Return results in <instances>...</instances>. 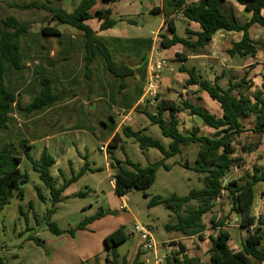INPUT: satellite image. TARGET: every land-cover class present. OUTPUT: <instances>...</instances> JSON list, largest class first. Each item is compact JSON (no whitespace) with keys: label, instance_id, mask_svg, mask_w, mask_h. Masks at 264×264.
<instances>
[{"label":"rangeland","instance_id":"1","mask_svg":"<svg viewBox=\"0 0 264 264\" xmlns=\"http://www.w3.org/2000/svg\"><path fill=\"white\" fill-rule=\"evenodd\" d=\"M31 1L33 0H0V19L13 16L19 21L26 22L29 27L21 39L25 68L21 73L11 75L9 83L12 86H18L16 96L21 107L28 105L37 95L38 80L41 77L51 80L52 90L59 93L62 99L42 112L25 115L23 112L14 111L7 128L0 131V142L17 145L19 139H25L32 145L27 152L34 161L39 160L41 151L46 148L55 160V165L50 169V175L57 188L72 175H77L84 164L87 163L91 171H86L78 177L60 195V201L53 204L49 190L39 179L38 173L33 170L31 162L22 157L19 170L27 174L28 180L20 187L23 197L19 198L17 192H14L9 204L1 210L0 258L6 264H91L96 256L97 261L103 264V239L118 228H122L126 240L118 247L117 253L120 258L131 261L139 244L138 234L132 231V227L137 225L142 226L152 236L157 246V257L160 258L171 251L177 252L164 245L165 240L173 238L176 234L183 236L175 230L166 229L178 222L176 215L161 203L152 207L149 203L153 198L165 199L172 195L184 197L191 190L203 187V176L191 169L196 157L197 145L184 146L179 154L164 160L169 170L159 167L155 173L154 182L146 190L131 189L123 198L125 208L122 210L120 208L122 198L115 194L111 181L114 173L112 168L115 166L111 165L107 151L102 152L99 147L107 145V138L119 125L117 134L121 140L119 146L112 149L114 158L122 163L128 159L140 167H145L161 160L160 152L155 148L141 150L133 139L123 136L122 128L129 127L132 130L145 128V135L160 140L165 147L170 143V139L162 137L158 126L151 124L145 115V112L154 114L155 109L148 110L134 104L129 115L131 121L123 122L124 116L129 112L123 111L126 108L120 106L118 102L120 94L115 95V102L110 99V94L117 88L119 80L115 81L106 73L102 62L98 59L92 64L89 79L86 78L82 68L81 37L77 31L68 26L59 25L58 30L64 36L60 43L56 37L41 35L40 30L47 25L45 13L31 10L20 11L13 7V5H22ZM50 1L70 11L79 2V0ZM150 1L117 0L115 4H109L108 8L112 11L111 18L115 20L121 17L118 13L119 8L128 14L136 10L138 14L137 16L129 15L137 22V25L126 27L127 23L117 22L113 30L127 29L130 37L142 39H151V31L158 30L161 25V28L167 30L166 23L162 24V16L146 9ZM152 1L159 6L162 3V0ZM101 7L102 4L98 2L91 12ZM144 9H146L145 12ZM140 21L141 26L138 25ZM186 23L187 21L175 17V27L180 32L189 25ZM255 29L264 30L258 25ZM255 29H252L253 34ZM179 31H177L178 34H180ZM115 35L123 37L122 30H118ZM102 37L108 39L113 36L105 33ZM66 44L70 48L68 55L62 51ZM261 51L264 53V50ZM64 58L66 60H63ZM115 61L124 63L134 70L139 67V57H135L127 47L123 53L116 54ZM218 65L219 63L216 62V71L219 72L222 67ZM171 68L172 72L164 71L163 75L178 76L174 87L181 91L179 77L182 78L186 74L180 73L173 65ZM206 72L210 73V70L207 68ZM139 81L140 75L136 72L134 78L128 79L129 88ZM191 89L189 88L184 99L209 112L213 113L217 110L206 96H201L197 88ZM176 90H172V93H175L172 97L174 102L179 103L180 97ZM165 95L167 94H162L161 97ZM186 113L181 116L182 118L180 117L181 120H186L192 129L197 128L202 135L210 134L209 128L205 127L199 118L192 116V120H189L191 117ZM109 115L114 117V122H111ZM251 123L252 119H247L244 121V126L249 129ZM187 129H182V133L186 134L190 131V127ZM210 131L213 130L210 129ZM234 149L241 161L228 175L227 181L251 175L253 167L264 172V135L244 132L235 140ZM247 149H251L252 152L247 153ZM185 162L188 167L183 165ZM37 190L43 200L38 198ZM80 193L83 194L80 195ZM195 207L196 202L191 201L183 206L181 213ZM100 210L107 214L87 224L84 230L73 231L83 219L94 216ZM252 214L254 217L264 216V188L261 183L256 186V200ZM211 219L215 222L223 220L221 230L231 231V233L234 231L228 243L231 250L236 251L245 237V233L239 228V215L232 212L230 197L227 192L222 191L211 211L203 216L205 229L200 233L201 238L198 236L192 238L191 250L198 260H208L207 251L210 247L208 236H214L219 229L213 227L210 223ZM49 224L56 226L62 233L60 235L51 233ZM30 237L38 239L39 245L29 239ZM143 253L140 261L143 264H154L152 251ZM252 262L262 264L254 260Z\"/></svg>","mask_w":264,"mask_h":264},{"label":"trees","instance_id":"2","mask_svg":"<svg viewBox=\"0 0 264 264\" xmlns=\"http://www.w3.org/2000/svg\"><path fill=\"white\" fill-rule=\"evenodd\" d=\"M59 1L57 0V2ZM97 1L79 0L70 12H66L61 6L50 0H33L26 4L13 5V7L20 11L44 12L47 25L40 30V34L56 37L59 43L64 38L58 30L59 25L68 26L79 31L81 33L82 68L85 77L89 79L92 64L95 60H100L106 73L115 81L119 80L117 88L110 94V99L114 101L115 95L120 94V101L118 102L126 108L125 110H129L142 94L146 54L151 48L152 41L147 38L105 39L97 36L85 23L86 21L93 18L101 20L100 31L114 28L117 22L137 25L134 19L119 18L115 20L111 18L112 11L109 8L91 14L90 10ZM101 1L109 4L117 2V0ZM224 1L163 0L161 10L157 7L151 8L149 11L152 13H162L163 21L172 34L170 38L163 34L159 36L160 47L169 49L176 44H180L191 49L203 48L210 43L216 31L221 29L242 34L241 39L233 43L232 47L226 51L228 56L255 57L258 49L264 50V42L253 41L249 36V28L254 24L264 28V16L262 15L264 0H235L245 11L251 14L250 19L243 24H240L233 14L230 17L224 14L222 10ZM173 15H179L181 19L198 25L199 32L195 34L197 38L195 41L190 42L188 40L189 36L184 39L174 34V18L171 17ZM28 29L26 22L19 21L13 16L0 19V131L7 128L14 111L23 112L25 115L42 112L62 99L59 93L52 90L51 80L47 77H41L38 80L37 95L32 98L29 104L21 107L17 101L18 86H12L9 79L11 75L19 74L25 68L21 39ZM191 34L187 31V35ZM126 47L134 53L135 57H139V67L136 70L124 63L115 61L116 54L123 53ZM63 60H66V58ZM178 71L187 75L186 85L196 86L199 91L205 92L210 100L218 104L221 116L218 118L186 100L179 103L159 101L155 107L156 114L145 112V115L151 124L158 126L162 137L170 139V143L165 147L160 140L145 135V130L133 131L129 127L122 128L123 136L133 139L141 150L155 148L162 156L161 160L145 167H140L125 159L124 164L131 169L128 170L122 168L121 164L123 163L114 158L112 149L117 148L121 140L119 135L114 133L106 147L111 165L114 164L116 167V171L111 178L114 192L118 197H123L131 189L146 190L154 182L155 173L159 167L169 170V166L164 163V160L179 154L182 146L196 144L198 148L191 169L203 176V187L198 190H191L184 197L172 195L165 199L153 198L149 206L152 207L161 203L167 210L176 215L178 222L173 226H168L166 228L168 231L175 230L185 237L198 236L201 238L200 233L205 229L202 221L203 216L211 211L215 202L220 198L222 191H225L230 197L232 212L239 215V228L245 233V237L240 250L232 251L228 245L232 235L231 231L220 229L223 226L222 219L216 222L211 219L210 223L213 227L219 229L214 236H208L210 247L207 251V262L189 258L184 254L185 248L179 245L177 252L169 253L163 264H253L252 260L264 263V247H262L264 216L254 217L251 215L254 198L253 187L259 182L264 188V173L253 167L252 174L246 175L245 178L226 181L224 184L222 182V179L229 175L241 161L239 157L234 156L235 140L245 132L241 121L252 117L253 120L248 131L257 135L264 134V80L257 91L248 94L251 85L244 78L234 84L229 81L228 87L222 89L218 85L217 77L211 82L196 74L194 68L186 69L180 66ZM136 72L140 75V81L134 84L132 88H128V79L134 78ZM184 110H187L190 116L198 117L201 123L212 129L214 133L212 135H202L197 128H193L188 135H182L177 129L176 114ZM164 111L168 113V122L163 120L162 114ZM109 119L114 122L112 115H109ZM31 147L32 145L27 143L25 139H19L17 145L0 142V213L3 207L9 204L14 192H17L19 198L23 197L20 187L27 182L28 176L19 170L22 157L31 162L33 170L38 173L39 179L49 190L53 204L60 201V195L78 177L86 171H91L86 163L77 175H72L69 180L57 188L50 175V169L55 165V160L46 148L41 151L38 161L32 160L27 152ZM243 152L245 151L243 150ZM246 152L250 153L251 149H247ZM183 165L188 167L187 162ZM37 196L40 200H43L38 190ZM191 201L196 202V207L186 209L184 213H181L183 206ZM104 214H107V212L100 210L94 216L83 219L73 231L84 230L87 224L99 219ZM48 228L55 235L62 233L52 224H49ZM29 239L34 240L39 245L38 239L32 237ZM125 240L126 235L122 228H118L103 239L102 251L105 254L103 264H141L139 253L135 255L132 261L119 258L117 249ZM0 264L6 263L0 258ZM91 264H99L96 256Z\"/></svg>","mask_w":264,"mask_h":264},{"label":"crops","instance_id":"3","mask_svg":"<svg viewBox=\"0 0 264 264\" xmlns=\"http://www.w3.org/2000/svg\"><path fill=\"white\" fill-rule=\"evenodd\" d=\"M191 1L192 2H197L199 0H191ZM98 2H100L102 4V7L98 8V9H94V11L91 12V10L96 6V4ZM96 4L90 10L91 14H93L95 11H102V10L108 9V5H109V3L103 2L101 0H98L96 2ZM104 6H107V7L104 8ZM154 6L155 7L157 6V8H159L161 10L162 6H163V0H162V3H161L160 6L158 5V3H153V1L151 0L147 4L146 9H148V11H149ZM62 8L66 12H70V10H67L64 7H62ZM222 10H223L224 14L227 17H230L231 14H233L234 18L240 24H243L246 21H248L250 19V16H251V14L249 12L245 11L244 8L241 5H239L235 0H225L224 3L222 4ZM118 13L121 16L120 18L126 17V19H131L129 15H133V16H137L138 15L136 10H133V12L131 14H128L125 10H121V8L118 9ZM160 15L162 16V13ZM262 15L264 16V10L262 11ZM171 17L174 18V26H175V17H179L181 19V17L179 15L178 16H174L173 15ZM163 22L164 21H163V16H162V24H163ZM85 23L99 37H102L106 33V34H109V36H113L111 38H134V37H130L129 36L127 29H118V30H122L123 37H118V35H115V33H117L118 30H113V28L100 31L99 30V25L101 23V20H97L96 18L90 19V20L86 21ZM187 23L189 25L185 29H183V32H180L175 27L174 34L176 36H178L180 38H184V39H187V37L189 36L188 40L190 42L195 41L197 39L195 34L199 32V27H198L197 24H195L193 22H187ZM187 23H186V25H187ZM127 26L133 27V25H126V27ZM161 26L159 27L158 30L151 31V32H154V33L156 32L158 34V37H159V35H161L160 33L165 32L163 35H165L168 38H170L172 36V34L169 32L168 29L164 30L163 28H161ZM255 28H256L255 24L252 25L249 28V36H250V38L253 41H262V42H264V30L263 29H255ZM252 29L256 30L254 34L252 32ZM177 31H179L180 34H178ZM187 31H189L192 34L191 35H187ZM77 34H79V36L81 37V33L79 31H77ZM258 34H259V36H258ZM62 35H63V33H62ZM241 36H242V34L240 32H227V31H224V30L220 29V30L216 31V33L212 36L210 43L208 45H206L205 47H203V48L191 49V48H187V47H185L183 45L176 44V45L170 47L169 49H163L159 45V38L157 39L158 41L155 40L154 48L158 52L159 56L166 61V67L164 68L163 72L164 71L172 72L173 71L172 68H171L172 65L175 67L176 70H178V68L180 66H183L186 69L194 68L196 74H198L203 79H206L208 81L212 82L215 79V77H217L218 85L222 89H226L228 87L229 81H231V83L234 84V83H237L238 81H240L242 78H244V80L251 85L250 90L248 91V94H251V93L257 91L260 88V85H261L262 81L264 80V53L260 49H258L255 57H253V58L252 57H248V56H246V57H240V56L230 57V56H228L226 51L229 50L232 47L233 43L238 42L241 39ZM69 49L70 48L68 47V44H66L63 47L62 51L65 53V55H68ZM150 50H151V48H150ZM150 50L146 54V59H147V56H148ZM216 62L219 63V65H218L219 67H222L221 69H219V72L216 71V69H217L215 67ZM170 64H172V65H170ZM187 65H189V67H186ZM207 68L210 70V73L206 72ZM163 72H162V79H161V87L159 88L158 95H157L158 102L161 101V100H164V101H169V102L176 103V102H174V99L172 97V96H175V93H172V90L173 89L176 90V88L174 87V84L176 83V80L178 79L177 78L178 76L175 77L173 74H170V75L167 74V75L164 76ZM135 75H136V73H135ZM179 78H180L179 84L181 85L182 90L181 91L176 90V92L178 93V96L180 97V101H182V100H186V99H184V97L186 96V94H188L187 91L189 90V88H192L191 90H195V88H197V87L196 86L186 85V81H187V78H188L187 75L186 76H182V78L180 76ZM143 84H144V82H143ZM184 84H185V86H184ZM197 90H198V88H197ZM168 92L169 93L171 92V93L169 94ZM199 92H201V91H199ZM162 94H167V95H165V97H161ZM201 96H206L207 99L210 100V98L208 97V95L205 92H201ZM210 101L214 104L215 109H217V110H215V112H213V113L209 112V111L208 112L219 118L221 116V111L219 109L218 104L216 102L212 101V100H210ZM138 103H139V99L137 100L135 105H139ZM192 105H194V104H192ZM120 106H121V104H120ZM194 106H197V105H194ZM199 107H201V106H199ZM201 108H203V107H201ZM147 109L149 110V109H155V108H147ZM132 110H133V107L131 109L127 110V111L130 114V112H132ZM123 111H126V110L123 109ZM186 112L188 113L187 110H184V111L179 112V113L176 114V119L178 121L177 129L182 135H188L190 133V131H189L186 134H184L181 131L182 129L188 130L187 129L188 127H190V130L192 129V126L189 125L186 120L184 121V120L180 119V117L182 115H184ZM147 113H149V112H147ZM150 114H152V113H150ZM155 114H156V109H155V112H154L153 115H155ZM187 115H189V113ZM162 117H163V120L165 122L169 121L167 111L163 112ZM190 117L191 118L189 120H192V116H190ZM193 117H196V116H193ZM196 118H198V117H196ZM249 119L253 120L252 117H250ZM245 120H247V119H245ZM245 120L241 121L243 126H244V121ZM118 129H119V125H117L114 128L113 132L107 138L106 143H108L110 141V139H111V137L113 136L114 133L118 132ZM141 130H145V128H142ZM244 130H245V132L248 131V129L245 126H244ZM133 131H137V130H133ZM209 133L210 134H208V135H212L214 133V131L211 132L210 129H209ZM252 134H254V133H252ZM262 135H264V134H262ZM258 145H259V143H258ZM182 147H184V146H182ZM181 150L182 149H180V152H181ZM251 152H252V150H251ZM245 153L246 152H244L243 154H245ZM234 156L238 157V155H236V152H235ZM121 167L122 168H126L128 170H131L124 163L121 164ZM112 170L115 173L116 167L112 168ZM259 170H260V172L264 173L261 169H259ZM258 184H260V183L259 182L256 183L254 185V187H253V196H254V198H253V203H252V206H251V215L252 216H253V214H252L253 205H254L255 200H256V186ZM64 191H63V193H64ZM124 197L125 196L120 197V198H122V202H125L123 200ZM133 228L134 227H132V231H133ZM233 232L234 231H232V233ZM176 235L173 238L165 240L164 245H166V247H168V249H170V250H172V249L178 250V246L182 245L185 248L184 254H186L189 258H195L194 255H193V252L191 250L192 249V240H193L192 238L194 236L185 237V236H178V235L176 236ZM242 242L243 241H241V244H242ZM170 244H174L175 246L174 245L172 246ZM241 244H240V247H241ZM240 247H238V249L236 251L240 250ZM262 247H263V244H262ZM232 251H234V250H232ZM171 252H169V253H171ZM137 253L140 254L139 255V261H140L141 258L143 257L144 253L138 251V245H137V249H136L135 255ZM168 254H166V255H168ZM163 255H165V254H163ZM104 256H105V254H104ZM119 258H120V256H119ZM195 259H197V258H195ZM199 261L200 262H207L208 260L203 261V260L200 259ZM140 262H141V264H143L142 261H140Z\"/></svg>","mask_w":264,"mask_h":264},{"label":"built area","instance_id":"4","mask_svg":"<svg viewBox=\"0 0 264 264\" xmlns=\"http://www.w3.org/2000/svg\"><path fill=\"white\" fill-rule=\"evenodd\" d=\"M158 34L155 32H151V50L146 59V69H145V79L143 84L142 94L139 98V105L145 108H155L158 99V90L161 87V79H162V72L166 67V61L161 58L154 48L155 40H157ZM129 113L124 116L123 122H130L131 119L129 118ZM106 146H100L99 150L105 152ZM235 170V169H233ZM228 175H226L222 182L223 184L226 183ZM120 208L123 210L125 208V202H122ZM133 231L138 234L139 237V244H138V251L145 252V251H152L154 254V264H163L165 257L167 256L162 255L160 258L156 255L157 246L150 235V233L145 230L142 226H134Z\"/></svg>","mask_w":264,"mask_h":264},{"label":"water","instance_id":"5","mask_svg":"<svg viewBox=\"0 0 264 264\" xmlns=\"http://www.w3.org/2000/svg\"><path fill=\"white\" fill-rule=\"evenodd\" d=\"M145 11H146V9H144V12H145ZM138 25H139V26H141V25H142L141 21L138 23Z\"/></svg>","mask_w":264,"mask_h":264}]
</instances>
